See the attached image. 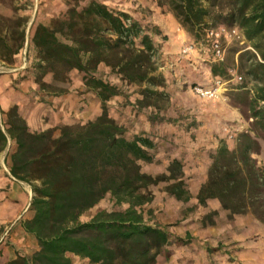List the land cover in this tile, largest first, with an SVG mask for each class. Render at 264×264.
I'll return each instance as SVG.
<instances>
[{"label":"trees","instance_id":"obj_1","mask_svg":"<svg viewBox=\"0 0 264 264\" xmlns=\"http://www.w3.org/2000/svg\"><path fill=\"white\" fill-rule=\"evenodd\" d=\"M157 2L167 6L186 30L197 33L208 27L205 24L214 13L229 9L217 19L237 23L258 57L248 75L258 84L251 100L252 116L264 130V0ZM160 29L149 30L128 12L97 0L81 8L71 5L65 16L54 19L50 26H37L33 41L40 55L36 78L40 88L47 93L56 89L43 80L50 72L55 79L68 81L67 73L78 70L84 74L86 89L99 97L102 111L92 120L42 131L30 128L18 105L5 112L4 123L0 116V158L13 141L16 147L10 155V174L30 184L33 191V216L22 223L39 245L31 257L18 253L9 264H74L71 254L92 264H158L171 245L169 229L149 222L143 207L154 199L150 186L161 182L167 183L166 191L177 200L191 199L183 161L173 159L168 173L144 171L142 162L155 161L157 143L145 132L127 136V128L109 110L110 101L119 97L122 89L97 75L102 64L110 67L122 81L142 87L139 107L161 108L160 101L168 100V94L163 89L166 77L159 72L161 50L156 37L162 33ZM24 40V31L15 47L0 37L6 61H13ZM180 60L172 56L170 61L177 64ZM222 71L223 62L212 65L213 78L220 77ZM65 92L59 88L52 93ZM259 148L257 138L249 132L239 134L236 148L222 142L197 194L198 202L206 206L210 200H218L230 217L253 211L264 222V169L252 157ZM107 194L128 207L99 210L91 220L82 221L81 216ZM217 213L214 210L208 217Z\"/></svg>","mask_w":264,"mask_h":264},{"label":"rangeland","instance_id":"obj_2","mask_svg":"<svg viewBox=\"0 0 264 264\" xmlns=\"http://www.w3.org/2000/svg\"><path fill=\"white\" fill-rule=\"evenodd\" d=\"M89 1L0 0V37L15 47L21 42V33H25L24 47L13 56L12 62L5 60L3 42H0V89L12 91L15 88L26 93V105L31 107L30 115L36 112L40 102L48 103L51 97H66L65 103L69 106L67 116L75 122L92 120L101 113L99 97L86 89L84 74L78 70L67 73L68 81L55 79L51 72L46 74L43 80L56 88L52 92L59 88L67 90L60 95L47 93L36 81L40 55L33 38L37 26H50L54 19L65 16L69 6L79 4L81 8ZM97 1L112 9L128 12L149 30L158 27L162 32L156 41L161 50L159 63L162 66L159 72H163L166 77V87L163 89L168 94V100L160 101L161 108L139 107L137 99L142 98V87L122 81L111 72L110 67L102 64L97 73L122 89V94L110 101L109 110L116 121L127 128V136L132 138L135 134L145 132L157 143L153 150L155 161L142 162V169L155 175L168 173L167 168L175 158L184 164V179L191 190V199L188 202L177 200L166 191L167 183L161 182L150 186L154 199L143 207L149 222L166 226L172 234V243L163 251L158 264H264V222L253 211L230 217V211L224 209L218 200H210L203 206L197 199L201 185L208 178L218 147L225 142L229 148H236L242 132H249L257 138L260 148L252 157L264 169V130L252 116L251 103L258 84L248 75L252 63L258 57L250 42L247 40L241 44L234 41L227 45L225 60L222 61L223 73L220 74L228 82L225 85L227 89L219 98H203L197 96L192 87L213 83L215 75L212 65L217 62L200 45L187 56L182 55L181 50L190 42L197 43L204 36L205 29L199 31L201 34L186 30L173 12L167 6H160L157 0ZM228 11L225 8L222 13H214L205 26H238L235 22L217 19ZM172 56H179L182 60L172 64ZM235 75L243 79L237 82L234 80ZM10 108H3L0 103L3 123L7 120L5 112ZM42 116L45 115L39 113L38 116L35 113L32 117L44 120ZM55 134L58 135L59 130ZM15 147V143L10 141L7 151L1 155L0 174L25 186L30 198V194L33 195L31 185L13 178L9 171L10 155ZM3 190L4 187L0 186V191ZM1 200L0 214L4 212ZM127 207L128 204H118L107 194L96 206L86 211L81 220H91L99 210H124ZM214 210L218 213L208 217ZM32 214L29 209L23 217ZM7 225L9 222L0 226V237ZM70 256L74 264H92L86 258L73 254Z\"/></svg>","mask_w":264,"mask_h":264},{"label":"crops","instance_id":"obj_3","mask_svg":"<svg viewBox=\"0 0 264 264\" xmlns=\"http://www.w3.org/2000/svg\"><path fill=\"white\" fill-rule=\"evenodd\" d=\"M85 95L83 94L84 97H86ZM27 97L26 93L15 88H12V91L0 89L2 107L8 109L13 105H18L20 113L34 131H42L75 122L74 119L72 120L67 116L69 106L65 103L66 97H51L48 103L42 104L40 102L37 105L34 114L38 113V116L39 113L44 114L45 116H42L44 120H38L41 117H38V119L32 117L34 114L30 115L31 107L26 105ZM0 186L4 187V190L0 191L1 204L4 207V212L0 214V226L7 222L11 225L18 219L29 202L28 189L2 174H0ZM32 216L33 214L18 220L4 240H1L2 236L0 237V264H9L17 257L18 253L31 257L39 249L36 237L28 233L22 223V220L29 219ZM9 225L5 226L4 230Z\"/></svg>","mask_w":264,"mask_h":264},{"label":"built area","instance_id":"obj_4","mask_svg":"<svg viewBox=\"0 0 264 264\" xmlns=\"http://www.w3.org/2000/svg\"><path fill=\"white\" fill-rule=\"evenodd\" d=\"M238 41L241 44L247 42V39L243 31L238 26L233 27H208L205 29L204 36L196 43L190 42L183 46L181 54L184 56L192 54L198 49V45L205 48L210 54V57L214 62H222L225 60L227 45L231 42ZM243 79L242 76L235 75L234 80L240 82ZM226 82L221 77H216L214 82L209 85L198 84L192 87V91L200 97L215 99L219 98L226 88ZM233 135H230L232 137ZM13 223L5 228L2 234L1 240H4L6 236L11 232Z\"/></svg>","mask_w":264,"mask_h":264},{"label":"water","instance_id":"obj_5","mask_svg":"<svg viewBox=\"0 0 264 264\" xmlns=\"http://www.w3.org/2000/svg\"><path fill=\"white\" fill-rule=\"evenodd\" d=\"M32 199H33V195H32V193L30 194V198H29V202H28V205H27V207L25 208V210L22 212V214L18 217V219L13 223V225H15L16 224V222L18 221V220H20L22 217H23V215L30 209V206H31V203H32Z\"/></svg>","mask_w":264,"mask_h":264}]
</instances>
